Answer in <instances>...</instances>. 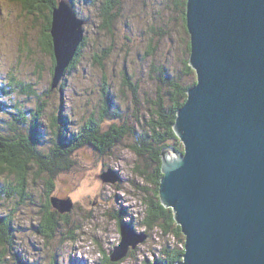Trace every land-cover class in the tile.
<instances>
[{"label": "rangeland", "instance_id": "374dc122", "mask_svg": "<svg viewBox=\"0 0 264 264\" xmlns=\"http://www.w3.org/2000/svg\"><path fill=\"white\" fill-rule=\"evenodd\" d=\"M68 1L83 20L68 22L62 7L50 18L46 8L29 18L18 1L0 0V116L8 119H0V142L21 140L42 151L61 147L59 137L56 139L53 128L47 126L50 116H57L55 129L67 132L69 127L74 136L78 135L71 156L75 165L55 179L51 196L70 199L73 205L69 212L61 213L51 200L53 209L46 210L44 204L49 197L45 192L44 199L30 196L25 203L19 202L24 201L23 196L18 197L15 191L8 193L16 181L6 179L9 171L0 172V212L5 214L0 221L4 244L0 245V264H152L165 260L183 243L163 235L158 227L144 232L146 203L156 186L149 176L153 173L150 158L142 155L147 151L139 153L136 145L159 146L143 143L150 137L145 103L156 89L154 69L165 64L170 74L181 75L189 56L187 47H191L186 16L182 18L170 0H121L122 14L115 12L112 25L107 26L96 11L100 0ZM47 19L60 22V41H54L51 35V46L45 43L43 33L48 36ZM152 27L161 37L151 31ZM80 28L85 44L69 56L71 42L64 40ZM65 49L69 50L64 54ZM149 50L151 55L147 54ZM96 53L100 54L101 66L94 62ZM195 78L197 81L194 70L187 80ZM132 81L138 86L136 92ZM3 86L6 95L1 94ZM39 106L43 107L42 122L32 113ZM91 120L96 124H90ZM120 126L125 131H112ZM47 132L50 137H45ZM170 146L166 143L163 149ZM105 173L110 181L102 179ZM39 178L41 181L44 174ZM14 208L15 219L9 211ZM168 208L175 218L174 207ZM53 211L57 212L54 220L50 214ZM45 217L48 224L42 226L40 221ZM121 219L146 233L144 241L137 242L128 225L122 231ZM124 232L130 245L117 252ZM112 251L116 260H108Z\"/></svg>", "mask_w": 264, "mask_h": 264}, {"label": "water", "instance_id": "95a60500", "mask_svg": "<svg viewBox=\"0 0 264 264\" xmlns=\"http://www.w3.org/2000/svg\"><path fill=\"white\" fill-rule=\"evenodd\" d=\"M57 6L54 15L62 7L68 22L83 20L68 0ZM59 23H51L54 41ZM186 25L197 83L173 125L183 150H162L160 184L186 236L181 264H264V0H187ZM83 40L81 28L64 40L69 56Z\"/></svg>", "mask_w": 264, "mask_h": 264}, {"label": "trees", "instance_id": "16d2710c", "mask_svg": "<svg viewBox=\"0 0 264 264\" xmlns=\"http://www.w3.org/2000/svg\"><path fill=\"white\" fill-rule=\"evenodd\" d=\"M16 1L19 2V4L22 6L21 8L23 13L29 18L32 15L36 16L39 12L42 11L43 8L48 9V11L50 12L48 18H50L52 16L53 9L58 5L59 2V0H16ZM100 1L101 3L99 7L97 8V10L96 9L95 10L97 11V14L99 13V15L103 18L105 24L107 26L108 25L111 26L114 17H116L115 12L120 13V15L122 14L121 0H100ZM170 1L171 4H173L176 8L179 9L181 13V17L185 19L187 0H170ZM43 5H45L46 7H42ZM50 28H51V19L48 20V26H47L48 36L45 33V31L43 32L46 40V42L45 41L44 42L48 46H51ZM151 31L154 34L159 35L161 37L160 31H157L154 27L151 28ZM188 44L190 45L189 42ZM187 51H188V55L190 56V51H191L190 46L187 47ZM147 54L151 55L152 53L149 50ZM189 56L187 59L184 60V68L181 72V75L170 74V72L166 70L165 64H162V66H160L158 69L153 70V72L155 71V74L153 75L152 78L155 80L156 89L154 94L147 97L145 103L147 105V111L149 116L147 122L148 125L147 132H149L148 134L150 135V137H148V140L145 139L143 143H157L159 144V146L154 147L153 145L152 146L144 145L141 146V148H139L136 145V148H138L139 153H142L143 151H147L146 153H142V155H147L150 158V161L153 166V173H151L149 176L151 178L152 183L156 186V188L154 189V193H152L153 194L152 197H150L146 203V209H145L146 213L144 219V224L146 226L145 232L148 230H154L156 227H158L162 231L163 235L176 237L180 242L183 243V247L181 249L178 248L173 249L172 250L173 252L168 254L169 257L167 259L165 260L159 259L160 261L167 263L168 262L173 263L176 260L183 259V255L185 253L186 238L184 233L182 232V228L180 227V225L176 223L174 214H172L171 210H169L168 207L164 206L160 200L159 184H160L161 176H163L161 150L165 147L166 143L167 145L171 143L174 147H176V149L183 150V145H182L183 143H181L182 141L178 138L177 134L175 133L173 125L176 120L178 109H180L187 100L188 89H190L193 85L197 83L196 78L193 79L192 81L187 80L188 75L193 74L194 72L193 68L190 66L189 63ZM94 59H95L94 60L95 63H97L100 66L102 65L100 54L96 53ZM106 83L107 81L104 84ZM132 83H133V91L136 92L138 86L135 84V82L132 81ZM129 85H131V83H129ZM6 93H8L6 92V86H3L1 90V94L6 95ZM2 103L6 108L5 103L4 102ZM62 108L65 109V105H62ZM44 110H47V108H44ZM32 113L33 115H36L37 118H39L40 122H42V116H44L43 107L39 106ZM64 115L62 116L63 121L67 123V121H69L68 117L66 116V114ZM59 117L60 116H58V118ZM56 118L57 116H53V117L50 116L49 117L50 122L49 124H47V126L50 125L53 128V136L56 137V139L59 137V141L61 144V147L59 148L52 147L47 151H42L41 149L40 150L38 149L39 150L38 151L37 148L30 147L28 143H21L20 142L21 140L14 141L13 143L0 142V172L1 174H6V170L9 171V173L6 174L7 176L6 179L11 183H15V181L17 183L13 186L12 190L8 191L7 188L6 191H8V193L15 191L18 197L23 196L24 201L23 200L19 201L21 203H25L26 199H29L30 196H34L37 199H41V198L44 199L43 193L45 192L46 196L49 197L46 200L47 202L44 204L46 210L50 207L52 208L50 200L52 194L54 193V190L56 189L55 179L56 178L60 179L59 175L61 174L62 171L71 169L72 164L75 165L74 161L73 160L71 161V156L73 155V153H75V149L77 146L76 138L78 135L74 136V133L71 131L69 127H67V132L63 130L55 129L53 126L55 125V122L53 121ZM0 119L8 120L6 118H2L1 116ZM92 123L96 124L93 120H91L90 124ZM121 129H123L121 126L119 129L114 127L112 128V131L113 132H116L117 130L121 131ZM121 133L123 132H120V135ZM47 136L50 137L48 132L45 137ZM151 163H149L148 166H151ZM15 164L17 166L16 168H15ZM42 173L44 174V178H41L40 181L39 177L40 174ZM142 173L145 174L146 172H142ZM14 177L17 179L15 180ZM40 185H42V189L39 190ZM1 191H3V189L0 187V192ZM5 202L6 200H3V204H4L3 207H5ZM21 203H18V206L21 205ZM16 208L9 210L13 218L15 217ZM50 214L52 219L54 220L57 212L53 211L50 212ZM3 216H5V214L3 212H0V221L4 220ZM119 218L121 217L119 216ZM46 220L48 221L47 217H45L43 220L40 221L44 223L42 226H44L45 223L48 224ZM57 221L58 220H56V223H58ZM123 222L124 221L121 219L119 222L120 227ZM49 226H51V224ZM45 231H47V226H45L44 228V232ZM0 245L2 246L4 245L2 239H0ZM16 248L17 245L14 243V249L18 253L19 251ZM162 252H163V257L164 256L167 257L165 252L164 251ZM0 259L3 258L0 257ZM110 259H111V254L110 256H108V260Z\"/></svg>", "mask_w": 264, "mask_h": 264}, {"label": "bare ground", "instance_id": "6f19581e", "mask_svg": "<svg viewBox=\"0 0 264 264\" xmlns=\"http://www.w3.org/2000/svg\"><path fill=\"white\" fill-rule=\"evenodd\" d=\"M90 27V26H89ZM79 47V46H78ZM182 143V142H181ZM162 164H163V160H162ZM107 176V174L105 175V177L103 176V178L102 179H104L105 181H110V179L108 178V177H106ZM160 183H161V180H160ZM159 186H160V184H159ZM159 195H160V189H159ZM63 200H66V199H63ZM69 200V204H71V206L73 205V202L70 200V199H67V201ZM160 200H161V198H160ZM70 206V207H71ZM58 209V208H57ZM71 209H69L68 210V212L70 211ZM65 212V211H64ZM127 225L131 228V229H133L134 228V225H132V224H129V223H126V222H123L122 224H121V227H120V229H122V230H124L125 229V227H127ZM183 232V231H182ZM136 237L139 239V240H142V241H144V236H143V232L142 231H138V234L136 235ZM186 243V242H185ZM130 244H128V246H129ZM132 248V247H131ZM130 248V249H131ZM130 249H129V252H130ZM114 251H112V253H113ZM165 257V256H164ZM76 259H78V260H80V258H76ZM75 259V260H76ZM84 259V258H83ZM75 260H73V261H75ZM149 262V261H148ZM158 262L159 263H162V264H165V263H167V262H163V261H160V260H158ZM179 262H180V264L181 263H184V257H183V259H181V260H179ZM77 264V262H73V264ZM115 263V262H114ZM149 264H151V263H149Z\"/></svg>", "mask_w": 264, "mask_h": 264}]
</instances>
